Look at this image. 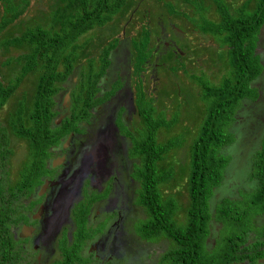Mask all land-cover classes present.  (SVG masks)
I'll return each mask as SVG.
<instances>
[{"label": "trees", "instance_id": "16d2710c", "mask_svg": "<svg viewBox=\"0 0 264 264\" xmlns=\"http://www.w3.org/2000/svg\"><path fill=\"white\" fill-rule=\"evenodd\" d=\"M57 1H60L59 7L52 12L50 29L36 26L34 29H26L20 36L0 42V46L7 48L24 45L31 47L29 54L16 59L19 64L22 63L19 75L7 88L0 83V109L16 94L25 76L34 73L37 64L39 65L41 73L33 90L32 102L30 105L21 101L16 103L9 126L15 138L28 143V152L34 155V160L39 157L45 158L47 162L51 161L52 151L61 146V139L70 133L79 132L76 125L86 122L93 108L116 98L118 92H122L126 86L122 80L117 79L113 83L114 86H110L108 91L104 90L102 97L99 96L103 94L100 92V84L110 68V57L117 51L121 42L115 39L98 53L97 69L93 59L87 61V70L80 68L75 85L80 91L78 94H71L72 107H68L69 112L67 111L66 117H62L60 125L55 126L56 117L61 113V110L56 111L55 107L64 100L63 98L57 102L56 98L62 91V85L74 75L75 65L79 60L78 54L91 42L89 37H86L84 42L80 40L92 31L110 24L127 3V0ZM0 2H3L0 17L1 37L10 26L25 16L31 2ZM175 2L180 3L179 7L170 2H166L164 6L170 16L179 21L176 23H193L195 31L217 39V47L223 50L221 59L224 60V71L217 86L210 85L200 78L195 79L202 93L200 97L204 114L194 136L182 131L183 133L173 139L159 142L158 133L178 125V119L174 115L166 120L163 113H157L153 100L143 91L146 82L142 78L145 74L144 66L152 56V50L149 49L152 43L151 32L146 26L137 36V41H134L137 39L136 34L131 40L133 67L130 80H134L135 88L130 89L131 94H127V91L125 95L136 111V122L132 124L137 128L132 126V130H128L121 142V149L115 148L112 156L116 158L121 154L120 156L125 157H122L121 161L124 171H129L128 180L120 177L119 186L122 189L128 188L125 192L126 198L129 199V209L131 212L141 209L146 215L136 229L135 225L132 227V231L147 242L159 239L170 244V249L160 257L158 264H258L264 259V131L260 141L253 143L254 150L245 162V157L239 156L242 146L237 145L235 140L240 136L236 134L238 128L235 127V116L243 108L242 103L251 102L255 107L262 102L260 98L264 97V93L261 95L251 86L264 73L258 54L264 28V0H250L249 3L247 0L237 13L230 10L224 0ZM189 12H192L191 15ZM163 45L168 46V43ZM187 77L189 79V76ZM125 112V107L121 106L108 116L112 120L123 119ZM5 129L0 126V165H3V168L0 166V173H3L4 163L8 158L10 160L11 154L7 145L9 140L5 138ZM184 147L187 151L188 173L178 179L174 164L165 168H161L160 164L170 152ZM237 159L241 161L240 166ZM36 166L38 167L37 163L31 170ZM30 171L23 170L12 190L0 185L3 226L8 224L7 227L0 228V244L3 247L7 238L4 237L6 231L12 232V228L18 231L28 224V219L17 216L13 221L10 220L8 214L17 210L13 203L19 201L18 205H27L29 209L23 207L24 210L21 211H27L26 214L30 215L35 211L32 209L38 205V192L34 194L33 187L34 173ZM51 171L55 172L57 169ZM35 173H42V170ZM54 177L51 175L48 178L54 180ZM132 183L136 185L133 190ZM171 186L183 188L185 199L187 195V206L180 221L177 220L180 212L177 198L172 195L165 197L162 193L164 188ZM109 190H112L111 184L108 186V193ZM92 193V197L87 200L84 198L79 205L69 202L70 205L65 206L70 211L68 216L73 217L76 236L82 250L85 240L91 238L84 236L85 225L91 226L90 211L95 203L103 198L96 191ZM21 221L25 225L19 226ZM118 225L122 226V223ZM89 228L88 234L92 232L93 225ZM211 235L215 238L212 247L207 245ZM7 240L11 243V237ZM80 249V246H73V255L68 254V264L92 262L90 257L86 263L77 258Z\"/></svg>", "mask_w": 264, "mask_h": 264}, {"label": "rangeland", "instance_id": "374dc122", "mask_svg": "<svg viewBox=\"0 0 264 264\" xmlns=\"http://www.w3.org/2000/svg\"><path fill=\"white\" fill-rule=\"evenodd\" d=\"M246 1L247 0H224L227 7L235 13H237L239 9H242V5ZM249 1L250 0H248V3ZM30 2L31 7L26 10L25 16L18 20L14 25L10 26L8 30L1 35L0 42L20 36L26 29H34L36 26L45 30L51 28L52 12L59 7L58 3L60 1L30 0ZM166 2L173 3L176 7H179L180 4H177L175 0H127L124 8L114 17L110 24L92 31L80 40L81 42H84V39L89 37L91 42L88 43L89 45L86 46L84 51L78 54L79 60L75 65L74 75L70 77L69 81L62 85V91L56 98L57 102L63 98L64 100L63 103L62 101L59 103L60 106L58 105L55 107L56 111L61 110V113H59L56 117L57 122L55 124L57 125L55 126H59L62 116L67 115V113H64L62 106L65 109L70 107L72 105H70L71 94H78L80 91L77 90L75 86L79 78L80 68L83 67L87 70V61L89 59H93L96 64L95 68L97 69L98 53L100 54L103 47L107 46V44L115 39H119L121 41L119 48L110 57V68L100 84L101 89H99L100 92H103L104 90L108 91V88L110 86L112 87V85L114 86L113 83L117 79H120L125 83V90L118 94V96L111 102L110 106L112 108L110 113H112L113 110H119L121 106L125 107L126 112L122 117L123 119L117 121L115 125L122 137H125L128 130H132V126H134L132 123L136 122V111L133 110L127 95H125L127 91V94H131V90L135 88L134 80H130V77H132L131 71L133 67L131 40L135 38V34L136 37L139 36V33L144 31L147 26L152 36V43L149 46V49L152 50V56L144 66L145 74H143L144 77L142 78L146 82L144 84L143 91L145 95H148V98L153 100L157 113H163L166 120H169L174 115H176L178 119V125L169 130H161V132L157 135V139L159 142H166L167 140L173 139L183 133L182 131H184V133L187 131L185 134H189L192 137L194 136L204 114V105L200 97L202 93L200 86L197 84L195 79L200 78V80L213 86L218 85L224 71V60L223 58L221 59L223 50L217 47V39H214L211 35H205L199 31H195L193 23H176L179 21L174 19L173 16H170L168 10L164 6ZM2 6L3 2H0V17L2 16ZM191 13L192 12H189V15H191ZM207 15H209V13L206 14L205 17ZM210 18L211 16L208 17V20ZM177 27L180 31L175 29ZM162 37L163 40H161ZM137 40L138 37L134 41ZM165 42L168 43V46L163 45ZM30 51L31 47L28 45L9 48L0 46V83H2L4 87L6 86L5 88H7V85L19 75L22 63L19 64L16 59L22 55L29 54ZM258 51L264 68V28L261 34V42L260 46H258ZM40 73L39 65L37 64L34 73L25 76L16 90V94L14 96L12 95L10 100L8 99L9 101H6L5 105L0 109V126H2V128H6L5 138L9 140L7 145H9V150L12 154H10V160L8 158L4 163L3 173H0V185L2 184L7 190H12L11 188L15 183H17L23 170L30 171L31 167H33L35 163L38 164V167L36 166L34 170L30 171L34 173V186L32 185L34 187V194H36L37 187L40 186L37 191L45 187L41 186V184L44 181L43 178L51 176V171L49 169L50 166L62 170L60 155L62 152H65V149L61 148L62 145L61 147H58L60 151H58V149L52 151L53 154L51 161L47 162L45 158L39 157H36V160H34V155H31V153L28 152V143L15 138L9 126V120L13 117L16 110V103L21 101L22 103L25 102L27 105L31 104L33 90ZM187 76H189V79ZM251 86L258 90V92L262 95V93H264V73L262 77L255 80ZM260 101L262 102L255 107H253L254 104L251 102L242 103L241 106L243 108H241L235 116V127L238 128L236 134H240V136L236 137L235 140L237 145L242 146L239 150V156L242 158L244 156L245 162H247L248 156L252 153V150H254V142L260 141L262 131H264L263 96L260 98ZM25 109L27 112L28 107ZM95 113L97 114L98 112L96 111ZM106 120L107 122L110 120L112 121L110 116H107ZM135 127L136 126H134V128ZM1 144L2 143L0 141V145ZM66 146L67 144L65 142L64 147L67 148ZM122 154H124V152H122ZM186 154V147L183 149L177 148L173 150V152H170L164 162L160 164V167L165 168L174 164L177 168L179 179V177L185 176L188 173L186 166ZM121 157L125 159L124 156ZM237 164L239 166L241 165V161L238 159ZM37 170H42V173L36 174L35 172ZM128 173V170L124 171L123 177L127 179ZM105 178H107L108 181V173L106 175H102L98 183H94V181L98 178H95V180L93 179L94 181L91 183L93 185L97 184L96 186H93V191L97 190L103 198L99 200L98 203H95L94 208L92 209L91 213L94 212V216L95 214L97 216L95 222H93L92 216H89V225L94 226L93 230L90 234H88L87 230H90L89 227L91 226L85 225L86 230L84 232V236H88L87 238L91 236L92 238L95 232H98L103 228V225L97 223L107 222L106 226H108V224L113 225L108 226L104 232H98L99 234L97 235L95 241H90L88 243L91 247H84V250H82V245L79 243L76 236L75 228L71 233V237H69L70 241L66 233L61 234L59 241L57 239L58 236L48 240L50 246H53V243L57 245L58 242L59 249L64 252V255H59V261H55L52 264H57L58 262L68 264V256H70L68 254H72L73 246L81 247L77 258L83 263L88 262L89 257L91 258V256L97 255L99 257L98 262L93 264H158L160 257H162L170 249V244L166 240L158 239L157 241L147 242L146 239H143L133 233L132 227L135 225L136 229L141 224L140 221L146 217L145 213L141 209H137L130 213L129 206H127L129 203L125 206L118 205V202L123 199V189L117 184L114 188L112 186V190H109L108 193L109 183L104 181ZM135 187L136 185L133 184L131 189L133 190ZM182 189L183 188L177 189V187L174 188L171 186L162 190L165 197L172 195L177 198V201L180 204V212L177 216L178 221L183 218V214L185 213L184 209L186 208L188 202L186 192L184 191L186 195L185 199ZM93 191L89 190L88 193H85L86 200L88 197H92ZM42 196L43 195H40L38 199L36 198L37 204H39L40 197ZM18 202L19 201H15L13 203V207H17L16 212L8 214L10 220L13 221L15 216L29 219V215L26 214L27 211H21L24 210L23 207H27V210L29 207L27 205H18ZM118 208L120 209L115 212ZM76 209L78 210V208ZM108 210L110 211L109 213H103ZM1 212L2 208L0 209V228L3 226ZM34 213L33 215H36ZM134 216L138 218H134ZM17 222H19V220H17ZM34 222L36 225L39 223L36 217ZM120 222L122 223V226L118 225ZM215 222L218 223L217 221ZM94 223L96 224L94 225ZM22 224L25 225V223L21 221L19 226ZM7 226L8 224H4L3 227ZM13 226L14 225H12V227ZM98 226L100 228H97ZM65 228L71 229L70 224L66 223ZM18 231L20 233L22 228ZM16 233L17 230L14 234ZM4 236L7 238L10 237L7 231ZM22 238L19 236L15 237L16 247L12 250L0 246V262H2V258L11 251H13L11 256H14L15 258V256L19 253L16 249L20 246H22V250H24L23 256H25L26 253L31 252L30 242L26 244V240L29 239L23 240ZM214 244L215 238L211 235L207 241V245L212 247ZM50 246L49 248H51ZM52 249H54V247ZM63 257H65V259H62ZM46 258L47 259L45 260L44 256H42V260H44L45 263H51L50 261H54L55 255L50 252ZM26 260L27 258L24 257V264H32L30 261L27 262ZM36 261L37 264H41V261L37 258ZM258 264H264V259L258 262Z\"/></svg>", "mask_w": 264, "mask_h": 264}, {"label": "flooded vegetation", "instance_id": "af4514ba", "mask_svg": "<svg viewBox=\"0 0 264 264\" xmlns=\"http://www.w3.org/2000/svg\"><path fill=\"white\" fill-rule=\"evenodd\" d=\"M124 90L125 87L123 88V91ZM120 93L121 92H118V94ZM104 94L105 93L103 92V94H100L99 96L102 97ZM113 99L105 102L97 108H93L90 112L89 119L86 122L78 123L76 125L79 132L70 133L66 136V138L61 139L62 147H60L65 149V152H62L60 155L62 170L53 166H50L49 169L51 171L56 168L57 171H51V175L55 176L53 179L57 182H64L56 184L54 180H50L49 183H47L46 180L48 177L43 178L44 181L41 186L45 187L36 191L38 192V197H36L37 199L39 198V195L43 194V196L40 197L39 204L34 208V214L36 215H33V213L32 215L28 214V224L26 227H22V231L20 233L17 231V233L14 234L15 230L12 232L9 231L11 243H9L7 238L4 236L6 238V243H4V247L6 249L12 250L16 247L15 237L19 236L21 238L23 237V240L29 239L26 240V244L30 242L31 252L26 253L25 256H23L24 250H22L23 247L20 246L16 249L19 253L15 256V258L14 256H11V253L13 252L11 251L2 258V262H0V264H24V257L27 258V262L30 261L32 264H37L36 258L41 261V264H43L45 261L42 260V256H44L46 260V256H48L50 252L55 255L54 261H50L51 263L48 262L45 264H52L55 261H59V255H64V252L59 249L58 242L57 245L53 243V246H50L48 240L58 236L57 239L59 241L62 233H66L68 239L71 237V233L73 232L75 226L73 217L72 215L68 216L70 211H68L66 207L69 206L71 202H74V204L81 203L85 198V193H88L89 190L93 191V186L97 185H93L91 183L95 180V178L98 179L94 181V183H98L102 175H106L107 173L109 174L108 181L107 178L105 179L107 183L111 184V186L114 187L117 186V184H120V177L123 179L124 171L123 162L121 161L122 157L120 156L121 154L117 155L116 158L112 155L115 148L118 150L121 149V142L124 139L115 125L117 121L121 120V118L118 120L115 118L114 120H110L108 122L106 120V117L111 112L112 107L110 104ZM62 109L64 110V113H67L69 110L68 108H63V106ZM96 111L98 112L97 114L95 113ZM65 142L67 144V148L64 147ZM58 151H60V149H58ZM0 166L3 168L2 164ZM125 189L128 190L126 187ZM125 189H123V199L118 202V205L120 206H125L129 203V199L126 198L127 193L125 192ZM95 191L99 193L97 190ZM92 209L89 216H92V220L95 222L97 216L96 214L94 216V212L91 213ZM109 212L110 211L108 210L103 213ZM129 212L132 213L133 211L131 212L129 209ZM35 217L39 222L38 225L34 222ZM66 223L70 224L71 229L65 228ZM106 223H97L103 225V228L99 231L100 233L104 232L108 226L113 225L108 224V226H106ZM95 224L96 223H94V225ZM98 234L99 233L95 232L91 239L85 241L84 247H91L88 243L90 241H95ZM49 246L51 248H49ZM53 247L54 249H52ZM97 259H99L97 255L91 256L92 262L90 261L91 263L89 264L98 262Z\"/></svg>", "mask_w": 264, "mask_h": 264}, {"label": "clouds", "instance_id": "9594fccd", "mask_svg": "<svg viewBox=\"0 0 264 264\" xmlns=\"http://www.w3.org/2000/svg\"><path fill=\"white\" fill-rule=\"evenodd\" d=\"M46 181H47V183H49L50 178H48ZM54 181H55L56 184L59 183V182H57L56 180H54Z\"/></svg>", "mask_w": 264, "mask_h": 264}, {"label": "water", "instance_id": "95a60500", "mask_svg": "<svg viewBox=\"0 0 264 264\" xmlns=\"http://www.w3.org/2000/svg\"><path fill=\"white\" fill-rule=\"evenodd\" d=\"M64 182V181H63ZM63 182H59V183H63Z\"/></svg>", "mask_w": 264, "mask_h": 264}]
</instances>
